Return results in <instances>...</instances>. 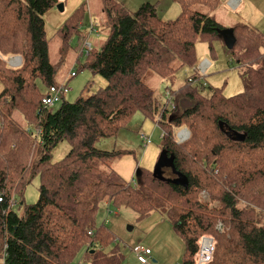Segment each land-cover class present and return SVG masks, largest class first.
Instances as JSON below:
<instances>
[{"label":"trees","instance_id":"16d2710c","mask_svg":"<svg viewBox=\"0 0 264 264\" xmlns=\"http://www.w3.org/2000/svg\"><path fill=\"white\" fill-rule=\"evenodd\" d=\"M173 1L181 6L175 20L160 17L157 2L131 11L102 0L106 40L80 54L82 68L107 85L75 102L64 94L55 110L42 107L64 80L50 58L45 15L59 0H0V263L75 264L84 252L92 264H122L115 235L98 225L105 204L139 218L161 212L185 242L181 264H197L205 235L215 241L207 264H264V32L243 22L231 26L236 43L228 50L243 93L227 97L209 86L206 95L207 75L198 70L173 91L179 69L197 64V43L224 41L227 28L214 15L221 0ZM89 11L83 4L59 30L65 46L74 34L83 42ZM10 56L22 57V65L10 67ZM152 74L170 82L164 100L146 81ZM137 112L161 126L162 149L154 171L141 169L131 184L111 165L126 151L98 144L117 137ZM184 128L190 136L179 141ZM63 142L71 148L54 161ZM36 177L39 199L25 204Z\"/></svg>","mask_w":264,"mask_h":264},{"label":"rangeland","instance_id":"374dc122","mask_svg":"<svg viewBox=\"0 0 264 264\" xmlns=\"http://www.w3.org/2000/svg\"><path fill=\"white\" fill-rule=\"evenodd\" d=\"M131 11H136L145 2H157L158 14L164 19L175 20L181 13V6L173 0H119ZM230 0H221L220 6L214 11L218 22L230 28L236 22L248 23L264 32V0H241L238 8L229 5ZM62 3L64 11H60L58 4ZM45 15L47 39L50 46V58L54 63H60L58 78H65L75 68L77 75L70 79V91L66 100L75 102L80 97H87L107 85V80L88 68H82L86 59L81 56V36L74 34L69 45L65 46L63 38L58 32L66 24L67 19L83 4L89 6L90 11L81 23V32L89 31L91 20L99 23L104 21L102 0H59V3ZM99 27V26H98ZM107 33H94L90 40L95 48L100 49L106 40ZM197 64L195 67L183 66L176 73L175 81L171 86L173 91H179L187 83L194 71L199 69L200 63L208 58L211 60L207 77L203 81L208 84L205 90L210 95V87L222 89L227 97L244 92V83L241 69L233 61L232 55L222 40H215L212 44L200 41L196 45ZM155 90L159 100H164L169 91L170 82L157 74L149 75L146 79ZM210 86V87H209ZM3 83L0 81V92ZM58 109L60 103L53 106ZM171 112V111H170ZM32 130L35 126H30ZM141 133L151 138V143L145 144ZM163 130L153 119H146L137 112L123 127L117 137L102 140L98 147L106 150H125L126 153L112 161V166L120 175L131 184L136 182V172L143 169L146 172L154 171L159 163ZM67 142L60 143L53 152L54 161L62 159L70 150ZM40 177H36L26 188L23 201L25 204L36 203L39 199ZM18 202V200H17ZM109 207V208H108ZM98 225H106L115 235L119 251L123 254L122 264H140L134 251L136 246H143L152 251L151 264H181L185 255V242L176 232L174 225L161 213L139 218L130 208H115L101 206L98 216ZM156 261V262H155ZM3 264V263H0ZM75 264H92L82 252Z\"/></svg>","mask_w":264,"mask_h":264},{"label":"built area","instance_id":"2783aa9c","mask_svg":"<svg viewBox=\"0 0 264 264\" xmlns=\"http://www.w3.org/2000/svg\"><path fill=\"white\" fill-rule=\"evenodd\" d=\"M241 0H230L229 5L236 9L239 7ZM98 23L91 20L89 31L86 37L83 40L81 52L84 55L89 54L93 48L94 44L90 40V37L96 33L99 35L100 28L98 27ZM6 62L9 64L10 67L16 68L22 65L23 59L20 56H10L6 59ZM212 62L210 59L205 58L199 65V73L204 76L208 72ZM77 75V71L72 69L69 74L64 78L62 82L58 85L52 86L48 91L47 95L42 100V107L45 109L51 108L56 104L60 103L62 100V96L67 94L70 91L69 81L73 77ZM36 133H39V130H36ZM190 136V131L187 128L180 130L177 134V138L179 141H184ZM141 138L145 144L151 143V138L146 136L144 133H141ZM218 228L221 229V224L218 225ZM91 233V232H90ZM134 251L138 257V261L141 264H150V255L151 250L149 248H144L143 246H136ZM215 251V241L214 238L210 235H205L201 238L199 243V250L196 255V262L197 264H207L213 260Z\"/></svg>","mask_w":264,"mask_h":264},{"label":"water","instance_id":"95a60500","mask_svg":"<svg viewBox=\"0 0 264 264\" xmlns=\"http://www.w3.org/2000/svg\"><path fill=\"white\" fill-rule=\"evenodd\" d=\"M58 8L60 9V11H64V6L62 3L58 4ZM222 36L227 48L232 49L236 43V37L233 28L230 27L223 30ZM137 176H141V169L137 170Z\"/></svg>","mask_w":264,"mask_h":264},{"label":"crops","instance_id":"0c3cea01","mask_svg":"<svg viewBox=\"0 0 264 264\" xmlns=\"http://www.w3.org/2000/svg\"><path fill=\"white\" fill-rule=\"evenodd\" d=\"M150 257H152V251H151V255H150ZM138 260V259H137ZM139 262V261H138ZM156 262V261H155ZM140 263V262H139ZM141 264V263H140ZM151 264V263H150Z\"/></svg>","mask_w":264,"mask_h":264}]
</instances>
